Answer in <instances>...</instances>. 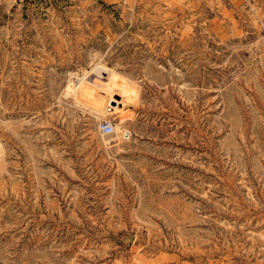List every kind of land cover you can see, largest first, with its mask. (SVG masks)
<instances>
[{
  "label": "rangeland",
  "instance_id": "374dc122",
  "mask_svg": "<svg viewBox=\"0 0 264 264\" xmlns=\"http://www.w3.org/2000/svg\"><path fill=\"white\" fill-rule=\"evenodd\" d=\"M0 264H264V0H0Z\"/></svg>",
  "mask_w": 264,
  "mask_h": 264
},
{
  "label": "bare ground",
  "instance_id": "6f19581e",
  "mask_svg": "<svg viewBox=\"0 0 264 264\" xmlns=\"http://www.w3.org/2000/svg\"><path fill=\"white\" fill-rule=\"evenodd\" d=\"M102 72L107 74L105 80L97 79ZM91 72H84L78 76L76 81L67 85L69 96L85 111L94 114L97 118H106L110 114H116L122 110L120 104H124L122 88L128 87L125 81H119L116 72L104 66L97 65ZM97 77V78H96ZM129 91V90H128ZM116 94L120 99L115 98ZM129 99V98H128ZM114 103V104H113ZM130 103V102H129ZM112 106V112L107 111V107ZM113 130L109 134H104V138L118 139L129 137L128 130L122 121L112 122Z\"/></svg>",
  "mask_w": 264,
  "mask_h": 264
},
{
  "label": "built area",
  "instance_id": "2783aa9c",
  "mask_svg": "<svg viewBox=\"0 0 264 264\" xmlns=\"http://www.w3.org/2000/svg\"><path fill=\"white\" fill-rule=\"evenodd\" d=\"M107 111L110 113L112 112L113 108L112 106L107 107ZM112 122L113 120L110 118H101L98 124V128L102 134H109L112 132L113 127H112Z\"/></svg>",
  "mask_w": 264,
  "mask_h": 264
}]
</instances>
